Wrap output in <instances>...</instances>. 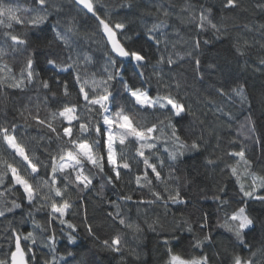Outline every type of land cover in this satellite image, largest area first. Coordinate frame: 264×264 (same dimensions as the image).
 <instances>
[{
	"label": "snow or ice",
	"instance_id": "6c2138e0",
	"mask_svg": "<svg viewBox=\"0 0 264 264\" xmlns=\"http://www.w3.org/2000/svg\"><path fill=\"white\" fill-rule=\"evenodd\" d=\"M98 4L72 0L73 8L96 24L106 51L102 67L79 44L75 24L66 19L58 0H24L23 7L13 6L12 0L0 2V96L27 98L11 120L0 123V264H36L40 253L46 256L44 264H75L78 223L118 264H127V256L143 260L140 245L146 233L157 243L155 264H260L264 218L254 215L253 205L264 208V170H254L243 144L225 150L232 162L222 166L223 156L212 158L214 150L209 155V138L216 137V148L221 138L206 126L202 116L207 114L181 98L184 82L173 75V65L187 56L204 81L202 44L226 38L225 14L247 7L242 0H222L218 8L184 0L180 11L189 13L194 35L185 53L175 51L178 42L172 43L174 59L165 54L163 31L168 18L178 15L171 6L158 8L163 19L145 26L149 48L155 50L150 54L129 46L127 22L112 20L107 11L102 15ZM254 9L264 16V0H254ZM258 27L264 37V23ZM243 28L253 30L248 24ZM230 44L245 70L264 73V55L251 65L243 59L253 47L247 39L237 36ZM6 57L22 61L18 74ZM246 88L240 78L212 84L215 96L250 110ZM205 100L216 105L213 93ZM216 111L223 108L216 105ZM225 115L232 119L230 112ZM241 128L252 134L245 139L262 142L255 136L251 111ZM188 157L201 158L226 180L191 195L194 178L177 175ZM89 198L104 206L99 222L89 218ZM75 216H80L78 223ZM28 224L31 228L24 227ZM257 224L259 246L254 244ZM61 240L66 242L63 251L58 250Z\"/></svg>",
	"mask_w": 264,
	"mask_h": 264
},
{
	"label": "trees",
	"instance_id": "16d2710c",
	"mask_svg": "<svg viewBox=\"0 0 264 264\" xmlns=\"http://www.w3.org/2000/svg\"><path fill=\"white\" fill-rule=\"evenodd\" d=\"M0 2L8 3L9 0H0ZM59 3L65 7L63 9L66 19L75 24L76 30L79 35L76 37L81 47L88 51L94 61H98L100 66H103V58L106 55L105 47L100 35L96 30V24L93 20L85 17L83 13H78L72 6V0H58ZM195 3L196 0H193ZM203 3L215 5L217 8L220 6L222 0H202ZM13 6H24V0H12ZM132 3L133 7L128 9L122 7ZM242 3L247 7V11H237L232 15L225 14L224 20L225 27L228 32V36L224 39L213 41L208 45L201 46L199 50V59L201 60L200 72L205 74L204 81H199L197 73L194 70V65L190 57H185L183 61H179L177 65H173L177 69L173 73L176 79L182 80L184 86L181 88V98L185 102L192 104L194 109H198L200 113H206V116H202L205 120V124L210 129H215V132L221 138L219 143L220 147L216 148V137L209 138V155L223 156L221 166L224 161L231 163L227 156H224V152L227 149H237L240 144H243L246 149L247 156L253 161V168L257 172L264 170V73H255L251 67L247 70L237 62L238 58L233 55L234 49L231 47L230 41L237 36H242L247 39L253 47L249 50V56L243 59H248L249 64L255 63L261 55H264V37L261 36L259 24L264 23V16L259 10L254 9V0H242ZM184 0H99L98 6L101 7V14L105 11L111 16L112 20H124L128 24V37L126 43L134 48L143 49L150 54L154 52V49L149 48V42L147 41L144 30L146 25L158 22L163 19V16L158 11V8L163 6L169 8L171 11L178 15H172L168 18V28L164 29L166 33L168 46L165 54L175 55L172 48L173 42L176 43L175 51L185 53L191 49V37L194 35V24L188 22L187 17L189 13L181 12ZM183 21V22H182ZM248 24L253 28L251 32L244 30L243 25ZM211 37V32L206 34ZM163 38V37H162ZM161 50L164 49V45L161 44ZM159 55V53H157ZM5 62L8 63L15 71L19 72V67L22 61L14 60L12 57H6ZM155 63V60L152 61ZM209 64H214V69L208 68ZM95 67V64L93 65ZM131 66L129 65V69ZM152 68L149 66L145 72L146 75L151 73ZM233 78H240L247 82V94L251 101V109L240 108L239 103H232L226 98L218 97L214 95L212 84H218L222 81L231 80ZM213 93V98L216 101V105L223 108V112L216 111V105H208L205 97ZM27 102V98L23 95L11 94L6 97L0 96V123L5 122V118L11 120L13 114L18 108ZM251 111L252 119L256 125L255 136H260L261 143H256L255 138L245 139V136H252L248 132L247 128H241L244 123V118ZM230 112L232 119H229L225 113ZM41 115L44 112L41 111ZM16 123H22L17 120ZM19 131V129H18ZM28 131L32 135H36L37 130L30 128ZM230 140H237V144H229ZM26 143L31 149L32 144L25 139L22 141ZM39 155V153H37ZM244 165L241 164L240 171L243 172ZM181 171L177 175L191 176L194 178V184L190 185L191 195H197L201 189L207 191L213 188L215 184L226 180V175L221 173L218 169L213 171L210 167L204 165L203 160L198 157H188L185 159L184 164L180 166ZM197 169L198 171H194ZM231 187V181H226ZM134 186V185H133ZM187 190V189H186ZM109 193V189H105V195ZM234 195V193H233ZM235 198V197H234ZM88 214L89 218L95 217L97 222L103 218V205L97 203L94 198H89ZM254 215L259 218H264V208L259 205H253ZM158 211H163L162 209ZM73 221L78 223L80 216L72 217ZM171 219V217H169ZM79 240L78 244L74 247L75 250V264H118L117 258L114 254L107 251H103L100 246L94 242L86 233L84 228L79 225ZM4 227L0 224V230ZM24 227L31 228V225H24ZM261 226H256V240L254 244L259 246L261 239ZM103 238L108 234V230L105 229L99 233ZM0 243H3L0 240ZM65 241L61 240L58 246L59 251H63ZM130 247H135V241H129ZM220 245L218 244V247ZM7 245L5 244V249ZM140 248L143 250L144 257L142 261H135L131 256H127V264H155V261L159 258V253L156 251L157 243L153 239L152 233H146L145 239L141 243ZM4 251V249H0ZM122 255H127L126 253ZM46 256L44 253L38 254L36 264H44ZM260 264H264V257L261 258Z\"/></svg>",
	"mask_w": 264,
	"mask_h": 264
}]
</instances>
